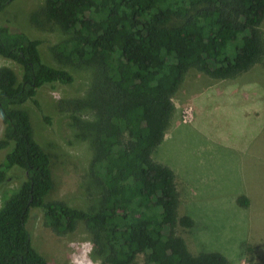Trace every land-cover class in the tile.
<instances>
[{
  "label": "trees",
  "instance_id": "obj_1",
  "mask_svg": "<svg viewBox=\"0 0 264 264\" xmlns=\"http://www.w3.org/2000/svg\"><path fill=\"white\" fill-rule=\"evenodd\" d=\"M11 1L0 0V11ZM43 14L64 35L50 47L54 59L91 70L85 96L61 108L91 116L79 123L92 149L98 206L48 199L51 158L22 105L32 103L49 121L39 89L74 76L42 58L40 39L0 22V57L13 64L0 65V186L12 167L24 174L0 207V264H50L33 245L31 208L57 235L82 224L100 264H138L140 254L143 264H233L217 251L189 250L176 232L174 171L152 154L190 69L221 79L264 62V0H44Z\"/></svg>",
  "mask_w": 264,
  "mask_h": 264
},
{
  "label": "rangeland",
  "instance_id": "obj_2",
  "mask_svg": "<svg viewBox=\"0 0 264 264\" xmlns=\"http://www.w3.org/2000/svg\"><path fill=\"white\" fill-rule=\"evenodd\" d=\"M43 6L44 0H13L0 11V22L9 21L40 39L42 58L73 74L71 83L39 89L37 98L49 121L32 103H25L22 108L29 114L34 138L51 158L54 186L48 199L79 209H94L98 206L99 189L89 173L92 149L79 123L91 116L61 108L64 101L85 96L91 70L63 65L54 59L50 47L64 35L45 18ZM261 23L264 27V18ZM3 64L13 65L0 57V65ZM212 78L196 69L187 72L186 84L192 82L198 92L191 95L190 103L180 95L173 99L179 105L180 125L168 130L166 140L152 156L176 173V232L193 254L217 251L233 264H264V124L262 120L257 126L245 122L240 111L241 94L236 87L221 88ZM260 92L262 105V86ZM260 117H264V111ZM1 130L0 123V133ZM238 141L247 149L237 151ZM23 177L17 167L7 172V179L0 186V207L18 189ZM27 225L34 247L47 256L50 264H68L72 251L68 242L90 239L82 224L70 234L57 235L46 226L44 215L37 208H31ZM137 262L145 263V255H138Z\"/></svg>",
  "mask_w": 264,
  "mask_h": 264
},
{
  "label": "crops",
  "instance_id": "obj_3",
  "mask_svg": "<svg viewBox=\"0 0 264 264\" xmlns=\"http://www.w3.org/2000/svg\"><path fill=\"white\" fill-rule=\"evenodd\" d=\"M261 27L263 28V29L261 28L263 32L264 31L263 25H261ZM211 81H214L215 83L218 82L219 84H221V88H226L228 86H235L236 90L241 94L239 98L240 111L242 112L245 122L247 123L249 122V124L251 122L252 126H257L259 125L260 120H262L261 124H264V117L263 118L260 117L261 111H264V102L262 105L260 102V99H261L260 88L261 86L264 88V62L255 63L248 70L243 71L234 77L213 79ZM184 84H186V77H185L184 82L182 83L178 91L176 92L174 98L175 97L177 98L179 97L178 95H180L184 101H187L190 103L192 99L191 95L193 93L195 95L198 92V89L197 87L192 85V82H190V84H186V85ZM180 92L182 93V95L178 94ZM174 103L176 105V112L172 118L171 125L169 126L168 130L171 129L172 126H175V128H177V126L180 125L179 105H177L175 100H174ZM190 122L188 124H190ZM168 130L164 136L162 143L166 140ZM250 139L253 142L254 137L251 135ZM225 140L227 141L229 145L228 139H225ZM235 147L237 151L247 149V147L243 145L242 141H238ZM243 165H244V162H243Z\"/></svg>",
  "mask_w": 264,
  "mask_h": 264
},
{
  "label": "clouds",
  "instance_id": "obj_4",
  "mask_svg": "<svg viewBox=\"0 0 264 264\" xmlns=\"http://www.w3.org/2000/svg\"><path fill=\"white\" fill-rule=\"evenodd\" d=\"M68 246L72 249L68 264H100V259L93 256L96 246L92 239L69 241Z\"/></svg>",
  "mask_w": 264,
  "mask_h": 264
}]
</instances>
